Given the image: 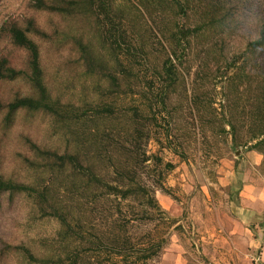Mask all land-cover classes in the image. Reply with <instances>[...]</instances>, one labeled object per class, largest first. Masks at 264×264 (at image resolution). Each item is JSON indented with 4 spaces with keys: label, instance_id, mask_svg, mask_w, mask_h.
Instances as JSON below:
<instances>
[{
    "label": "rangeland",
    "instance_id": "obj_1",
    "mask_svg": "<svg viewBox=\"0 0 264 264\" xmlns=\"http://www.w3.org/2000/svg\"><path fill=\"white\" fill-rule=\"evenodd\" d=\"M190 2L185 12L170 0L151 9L152 17L144 13L156 32H149L145 21L139 24L149 39L148 57L138 55L133 82L125 81L135 91L125 94L126 84L112 87L111 79L88 72L74 42V37L90 39L94 30L87 18L38 9L35 0H0V58L27 71L26 52L14 45L9 28L10 23L26 28L31 21L41 31L32 37L40 46L53 96L84 109L110 107L114 113L112 119L106 113L86 124L64 126L44 111L22 109L9 115L1 110L3 177L47 185L50 176L32 163L31 146L62 151L67 148L65 135L71 133L82 153L100 165L101 178L114 183L127 178L123 166L133 168L135 184L146 186L157 204L150 206L140 192L135 199L122 200L120 211L114 196H104L107 188L90 204V192H80V183L74 186L67 174L69 180L54 182L56 201L63 199L64 207L74 204L86 224L92 221L91 233L81 234L76 245L70 231L59 235V221L27 193L3 194L0 264H43L45 259V264H133L144 257L140 253L128 262L110 258L109 252L101 254L97 245L83 240L111 231L125 237L129 231L139 244L166 240L157 256L140 264H264V146L253 149L262 139L253 137L264 131V0ZM126 4L128 10L139 6L136 0ZM177 24L190 32L181 48L173 45ZM168 58L175 63V82L165 89ZM32 93L22 76L0 81L4 104ZM163 93L164 107L158 102ZM135 111L139 118L134 123ZM134 127L140 128L141 137L133 135Z\"/></svg>",
    "mask_w": 264,
    "mask_h": 264
},
{
    "label": "trees",
    "instance_id": "obj_2",
    "mask_svg": "<svg viewBox=\"0 0 264 264\" xmlns=\"http://www.w3.org/2000/svg\"><path fill=\"white\" fill-rule=\"evenodd\" d=\"M136 1L139 6L133 5V9L128 10L127 0H57L52 4H47L45 0H35L38 9L49 7L51 10L65 16H82L93 23L92 28L94 31L89 36L90 39L86 41L84 38L74 37V42L88 67V72L98 76L100 74L101 77L111 79L112 87L121 88L126 84L125 87L128 89L123 90L125 94L129 91L130 93H134L135 91L125 81L133 82L134 62L137 60L138 55L140 53H146L148 57L149 39L148 37L145 38V35L141 33L139 24L145 21L148 31L154 34L156 31L151 28L146 16L149 15L152 17L151 9L158 10L162 8L163 3L170 0ZM173 1L178 4L183 12L187 11V8L191 6L190 0ZM144 13H147L146 16ZM133 15H135V18ZM10 24L9 33L12 42L15 46L26 52L27 71L15 69L7 58H0V81L16 80L22 76L31 85L33 93L17 97L7 104H4L0 100V111L3 109L7 110L9 115H13V113L22 109L32 112L44 111L54 117L57 122L64 124V126L67 124H74V126H78L81 123L86 124L96 118L98 119V116L104 118V116H107L106 113H109L112 119L114 113L110 107L102 108L100 105H93L91 109H84V106H78L71 101L64 102L61 99H56L46 83L40 46L32 37V33L37 32L41 34V31H37L31 21L26 28H23L17 23ZM175 29L176 31L174 30L172 34L173 45L181 48L184 40L189 37L190 32L184 26H179V24L175 26ZM143 31L146 30L143 29ZM162 34L164 35V30H162ZM140 35H142V38H140ZM174 66L175 63L170 58L163 65V72L166 75V78L163 79L165 89H169L172 85L170 83L175 82ZM103 72H107L109 75ZM138 77L139 75L137 74L136 78ZM160 98L158 102L164 107L165 94L163 93ZM91 111L92 114L90 113ZM135 112V118H132L134 123L139 118V111ZM231 132L232 134H236V128L233 125ZM141 134L140 128L134 127L133 135L141 137ZM65 136L67 138V148L62 151L52 149L42 150L37 144H32L31 146L34 152L32 163L46 170L50 176L47 185H27L25 183L7 180L0 172V196L3 194H14L16 192L27 193L44 210L45 214L59 221V235H67L69 234L68 231H70L72 234L71 241L76 245H79V236L81 234L86 236L85 234L91 233L89 227L92 221L86 224L81 217L80 208L74 204L64 207L63 205L66 203H64L63 199L59 200V202L56 201L59 198L54 195V182H57L61 178L69 180L66 176L67 174H71L73 178L72 184L74 186L80 183L78 186L80 192H90L93 197L90 204L95 203L96 199L101 197L99 194L100 192L102 193L101 188H107L104 189V191L107 190L104 196L109 198L114 196L119 202L120 211L121 204L124 200H128L131 197L135 199V196L140 192L144 193L143 197L145 196L150 206H157L154 196L149 192L147 187L142 185V183L135 184L137 181L133 174L136 172L133 168L129 167L127 169L125 166L121 168L123 173L127 175V178H118L114 183L106 181L98 173L101 172V167L98 164L99 167L97 168L95 158H89L82 153L79 149L80 146L77 143H73L75 137L71 133ZM67 136L72 137L69 138ZM109 136L107 134L108 138ZM256 139H261L253 146V149L258 150L261 146H264V131L253 137V140ZM38 160L42 163H36ZM169 167L172 168V165ZM120 172L117 169L116 174ZM119 182L124 183L119 184ZM94 184H97V189H93ZM93 191L96 193L94 194ZM125 235L126 237L119 233L114 234L111 231L102 233L97 236L96 240L88 237H83V240H86L92 246L97 245L101 254L109 252L107 255L110 254V258L114 256L116 258L122 257L125 262L131 260V258L134 259V256L142 253V256H144L141 258L142 260L133 261V264H140L141 261L147 263L149 259L159 254L163 245L166 243V240H163L139 244L133 241L129 231ZM74 256L76 258L79 254L76 253ZM46 262L47 259L42 263L45 264ZM115 264L117 263L115 262Z\"/></svg>",
    "mask_w": 264,
    "mask_h": 264
},
{
    "label": "crops",
    "instance_id": "obj_3",
    "mask_svg": "<svg viewBox=\"0 0 264 264\" xmlns=\"http://www.w3.org/2000/svg\"><path fill=\"white\" fill-rule=\"evenodd\" d=\"M259 200V197L257 198V201ZM256 209V212L257 213H260L261 212V209H258V208H255ZM263 211V210H262ZM262 260V262L264 263V257H263V259H261Z\"/></svg>",
    "mask_w": 264,
    "mask_h": 264
}]
</instances>
